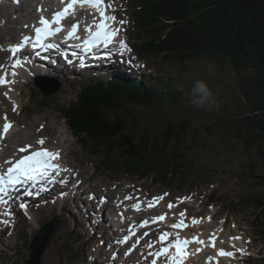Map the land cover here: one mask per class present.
<instances>
[{"label": "rangeland", "instance_id": "obj_1", "mask_svg": "<svg viewBox=\"0 0 264 264\" xmlns=\"http://www.w3.org/2000/svg\"><path fill=\"white\" fill-rule=\"evenodd\" d=\"M120 1L123 2V6L117 8L115 14L126 22L124 24L125 31H123L121 35H123V41H128L127 38L129 39L128 44L131 52H125V55L132 59V64L129 66L130 69L126 71L127 77L123 76V78H128L133 81H137L141 78L142 84H145V82L153 84L154 80H158L162 82V84L171 82L175 90L181 94L179 97H174L176 98L175 104L169 101L150 110H138L136 108L125 110L126 120L128 124H130L129 127H135L138 134H144L147 131L159 133L169 124L182 126L181 123L185 122L183 127L188 135L193 137L195 135L197 136V139L195 138L197 141L193 142L192 146L196 150L198 158L200 157L204 169L202 170L200 168L203 178H200L196 183H191L188 180L185 182L182 181L183 184H186L182 190L179 189L181 185H178L176 181H179V177H183L184 175H177L176 183L173 182L174 184L172 183L173 185L170 187H151L149 184L150 182L145 180L137 182L136 187L137 185L144 186L145 189L155 193L159 190H170L172 192V197L176 194L183 195L177 196L175 199L185 197L184 195L187 193L193 198L191 202L193 213H197V215L204 217L205 212V218L208 216H215L218 224L223 223L226 215L228 227H225V233L230 235H241L244 238L243 243L247 248H250L252 245L253 256H256L255 259L264 256V235H262L264 213L249 207L253 202L252 198L259 196L264 197V181H262V184L258 185V182L261 180L253 178L251 173L257 172V174L264 175V167L260 164V157L255 153V147L252 150H247L243 140L237 136V130L239 128L238 121L249 116L250 112L240 92L236 88L237 80L234 77V73L223 60L208 55L198 59H184L185 61L173 62L171 58L165 59L164 54L156 55L148 52L147 54H149V56L141 57L143 60L138 59L130 46L132 42H135L136 49L139 52H145L139 44L143 41V34L138 32V35H136V28L132 29L133 23L136 24V22L138 23L139 20H141L139 15L143 14V11L146 9H144V0ZM13 17L16 18L15 15ZM0 22L2 23V20H0ZM11 30L12 32L16 31L15 29ZM132 30L134 31V35ZM0 36H2V34H0ZM132 36L133 39H131ZM3 45L6 46L5 43H3ZM6 48L7 46L5 50ZM5 50L3 55L4 62L7 61ZM120 59L121 58H118V60H116L118 64L115 65L125 62L124 58ZM209 63H214L215 65L212 72L208 71ZM58 70L59 68H56L51 71L53 75L50 78L53 79L54 82L50 83L51 87L49 88L51 90L59 85V89L57 92L53 91L50 95H44L40 90L34 87L33 82L35 76L31 79L33 81H26L29 85L27 87H22L23 89L17 86L18 83L15 82V79L12 77L8 79L14 81L16 84H10L16 90V99L14 102L11 101L9 95L5 96V93L8 91L6 88L0 90L5 91L4 95H2V93L0 94V123L5 120V116L8 117L9 121L13 122V130L9 135H13V137H11L16 144H13L12 147L16 150L14 146H16L17 143H19L21 147L24 141L31 143V141L25 140L24 138H28V133L33 134L34 132L28 129L27 125L33 121H41L47 114V117L51 119V124L54 123L55 125L57 123L59 126L57 131H55L57 133L54 134L50 128H47L43 133L42 126H40L38 128L39 130H35L38 137H32V140L37 139V141H39L40 138H43L50 143L52 140L51 138L57 136L60 138H58L59 140L65 139V143L61 145L53 144V146H57L56 148L61 147V150L65 149L69 152L67 161L71 162L72 166L76 165L81 173L82 170L79 168V164L75 162L70 155V151L76 154L77 158L81 160V166L85 170L84 173H81V176L84 178V181L89 178V182L88 180L87 182L90 183L92 187L96 186V184L103 186L105 182L113 179L119 182L128 179L132 182L133 180L124 176H118V178L111 177V175L106 172L105 168H103L104 165L108 163L103 158V155L86 149L82 137L79 143L75 133L72 132L67 126V123L63 120L64 116L58 112V109L76 104L77 99L75 96L77 87L80 84L77 83V81L80 80L81 82L83 80L73 76V81H70L73 84L69 86L64 80V76H61L63 72L59 73V76L54 75L58 74ZM67 71L75 72V69ZM66 74L69 75L70 73ZM25 75L26 72L24 74L21 72H13V77L25 78ZM116 75L120 76L119 74ZM97 77L99 76H95V78ZM197 80H202L208 85L219 105L218 108L209 111L203 108H196L192 105L191 90ZM151 86L152 85H150V88L152 89ZM20 109H22V112ZM54 121H56V123ZM18 130H21L24 134H19V137L13 134L16 131L18 132ZM62 133L63 135H61ZM20 137L24 139L21 143L17 142V140H21ZM86 141L88 142V140ZM106 158L108 160L110 156H106ZM149 161L150 160L144 161V165L146 166H144V168L148 169V165H152L151 167H156V172L153 173V175L157 173L162 177H167L168 180H171L176 174L185 171L182 168L188 166L184 163V166L181 164L178 165L182 162L170 160L160 169L161 166L151 164ZM116 164L120 169V162H116ZM251 168L256 169V172L252 171ZM174 170L175 173H170ZM120 184L122 185L124 182H120ZM113 187L114 186H110L111 189ZM121 191V189L117 190L118 193ZM70 195L71 194H69V196ZM69 200H71V197H69ZM69 200H65L64 198L65 207L63 208H65V211L62 210V208H60L59 211L58 207H47L35 213L34 216H30L29 220H24L20 217L15 231L13 228L4 231L3 228L0 227V264H25L24 258H28V248L30 246L29 244H31V240L34 239V235L40 228L48 224L46 221L53 216L58 217V223L52 222L48 224L44 234L36 241L38 246L34 245L30 248L31 254L38 252L44 244L48 243L47 235L53 232L50 237L51 244L43 251L40 264H88V261H92L94 257H91V254H89V249H87L89 246H86V244L81 246L79 241L77 244L73 243L79 236V234L75 236L74 224L76 228H80L82 225H79L80 218L74 215L76 210ZM231 200L234 203L233 205L229 203ZM211 201L212 203H210ZM147 203L151 202L146 200L144 207L152 211L155 205L152 204L153 206L149 208L146 205ZM222 205L223 207L221 208ZM190 210L191 208L187 209V211ZM131 211L133 212L135 210ZM153 212H155V210ZM135 214H137V217L140 215L137 211L134 214H129L128 217L135 218ZM33 218L35 221H38V224L33 222ZM87 218L90 217H81L89 227ZM203 220H206L208 223L204 224ZM203 220L200 224V228L198 226L193 227L195 232L203 233V231L211 229V226H209L210 219L207 218ZM63 222L66 223L67 227H65ZM77 230L80 235H83V230L81 228ZM246 238L247 243H245ZM93 242L97 243L98 241L94 240ZM257 253L259 255H257ZM33 258L36 257L33 256Z\"/></svg>", "mask_w": 264, "mask_h": 264}, {"label": "trees", "instance_id": "obj_2", "mask_svg": "<svg viewBox=\"0 0 264 264\" xmlns=\"http://www.w3.org/2000/svg\"><path fill=\"white\" fill-rule=\"evenodd\" d=\"M143 2L146 9L135 28L136 35L143 34L139 44L145 52H139L134 42L136 52L142 57L149 56L148 52L164 54L173 62L207 55L223 60L234 73L236 88L250 112L238 121L237 136L247 150L255 147L264 167V0ZM151 87L114 79L85 81L77 90L76 104L62 108L61 114L79 143L82 137L86 149L103 155L107 170L129 173L138 180L149 179L153 187H170L176 182L182 185L186 180L196 182L203 178L200 168L204 169L192 146L197 136L188 135L185 122L182 126L169 124L159 133L138 134L135 127H129L125 110H150L169 101L175 104L174 97L181 95L171 82L162 84L157 80ZM106 156L110 158L107 160ZM148 160L160 169L170 160L188 166L168 180L157 173L153 175L156 167L152 165L145 169L144 161ZM116 162H120V169ZM251 173L261 180L258 185L263 183V174ZM177 175L184 176H178L180 180L176 181ZM252 199L249 207L264 213V197ZM229 203L234 204L232 200ZM262 229L264 234V223ZM260 264H264V259Z\"/></svg>", "mask_w": 264, "mask_h": 264}, {"label": "snow or ice", "instance_id": "obj_3", "mask_svg": "<svg viewBox=\"0 0 264 264\" xmlns=\"http://www.w3.org/2000/svg\"><path fill=\"white\" fill-rule=\"evenodd\" d=\"M76 4H87L90 7L95 8L99 13V22L94 24L95 31H93L91 27L88 28L89 37L84 41L85 51H91L93 47H103L104 49H108L109 46L113 44L114 38L120 32V28L114 27L113 25L119 24L122 26L126 22L124 20L118 21L116 16L114 15H107L104 0H70L67 7L64 8L63 11L55 13L54 17L51 20L42 17L39 21L41 26L35 28V39L32 41V46L34 48L37 46L45 48L55 47L54 44H46L44 43V41L47 40L49 36H53L57 32L61 31V28H53L52 26L60 25L61 20L68 15L70 10H74V5ZM76 30L77 26L72 25V31L68 33L69 38L73 36ZM31 39V37L25 36L23 38V44H17L10 49L12 54H17L24 46V44H27ZM119 51L120 54L123 55L125 52H131V49L128 47L125 41L121 40L119 42ZM110 55V52H106L104 54V57L102 58L106 59ZM69 63H71V61H69ZM80 63L81 66H84L83 59H81ZM18 65L19 61H17V66ZM11 83H14V81L8 80L6 76L0 77V85H8ZM5 95H7V93H5ZM4 119L6 122L3 125V133L6 135L10 131L12 125L10 122H8L7 116H5ZM37 143L43 146L44 140L40 139L39 141H37ZM31 147V145L27 146V148L22 147L20 151L27 152ZM59 155L60 154L58 152H52L43 147H41L39 150L32 151L30 155H23V157L17 159L11 167H8L6 174L0 175V185H16L22 182L27 183L29 181L35 183L38 178H47L50 177L53 173L59 174V172L61 171L60 165L52 162L54 160H57L59 158ZM6 163L12 162L6 161ZM6 190L7 189L5 187L0 186V192H6ZM0 202L3 201L0 200ZM152 206V204H149V207ZM20 207H24V205L21 204ZM134 207L137 211L140 210L139 205H135ZM168 207L169 209H171L173 205L170 203ZM179 215L181 217H184L185 212H181ZM165 218V215H160L158 217H155L154 221H164ZM5 223H7V221H5ZM196 223L197 220L193 219L192 224ZM147 224L148 221H145L141 226L144 227ZM187 226L188 225L185 223V221L181 219L179 222L172 224L171 228L174 230H182ZM145 235H147V233H145ZM158 239L161 246L156 253L152 254L155 256V259L152 260V264H158V261L161 257L165 258V264H184L185 259L189 255L188 246L190 244H204L203 240L195 236L191 240L187 238L181 239L179 233H177L175 239H171V233L167 231L163 232ZM232 239H240V237H232ZM210 243L212 247H215L216 240L214 237L210 240ZM149 246L151 247V245ZM200 250L201 249H197V251ZM218 255L231 258L235 256V253L232 251L220 249ZM211 260L212 258L210 257L209 264H211Z\"/></svg>", "mask_w": 264, "mask_h": 264}, {"label": "bare ground", "instance_id": "obj_4", "mask_svg": "<svg viewBox=\"0 0 264 264\" xmlns=\"http://www.w3.org/2000/svg\"><path fill=\"white\" fill-rule=\"evenodd\" d=\"M33 0H26L25 2H24V4H26V5H28L30 8H33V5H31V2H32ZM57 1L58 0H54V3H57ZM4 3L6 2H9L8 0H5V1H3ZM54 5H56V4H54ZM14 7H16V8H12V9H14L17 13H20V12H25V10H26V12H28V9H26V7L24 6V5H22V6H20V7H18V6H14ZM37 7H39V5L37 4L36 5V7H34V8H37ZM4 9L5 8H1L0 9V15L2 14V13H4ZM84 11H87V13H83V22H84V28H83V30L84 31H86V29H87V27L91 24V22H92V20H93V18H94V12H93V9L92 8H90V7H83L82 8ZM89 11V12H88ZM16 14V13H15ZM23 15H24V13H23ZM4 17V16H3ZM78 17H80V14L78 15ZM5 20H6V23L4 24V25H1V23H0V34H2V36H0V44L2 43V41L3 42H14V41H12L13 40V38L17 35V33H16V31H14V32H12V30L11 29H14V27H10L8 24L9 23H11L12 22V16H10L9 14L8 15H6L5 17ZM0 19H1V17H0ZM27 18H26V16H23L22 17V21H21V25H25L26 24V20ZM33 20V15H31L30 16V20L29 21H32ZM13 34H15V35H13ZM12 43H10L9 45H11ZM2 48H3V45L1 46ZM118 58H121V59H123V57L121 56V55H118L116 58H115V60H118ZM120 59V60H121ZM0 60H3V52H1L0 51ZM1 62V61H0ZM43 66H44V69H46V70H49V71H52V70H55L56 68H59V70L57 71V73L58 74H54V75H58L59 76V73H61V72H63V76H64V80L67 82V84L69 85V86H71L73 83H71L70 81H73V79H72V77H70L72 74H74L75 72H70V71H67V70H71V69H75V68H73V67H69V68H64V67H61L62 65H61V62L59 61V60H57V61H55L54 63H51V64H49V65H46V64H43ZM18 68V67H17ZM17 68H14L13 69V72L15 71V72H21L22 74H24L25 72H27V73H29V74H33V75H36V79H35V84L37 85V87H39V88H41V89H45L44 87H46V86H49V87H51V85H50V83H52V82H54V80L53 79H51V78H49V77H44V76H41L40 75V73H35V72H33L32 70H28V67H26V68H23V69H17ZM28 70V71H27ZM85 71H81V72H78V74H81V75H79V76H87L88 75V73H84ZM93 72V74L94 75H97V74H100L96 69H93V70H90L89 71V73H92ZM66 73H70L69 75H67ZM112 73V71H107V74H111ZM78 76V75H77ZM105 76V75H104ZM13 79H15V82L16 83H18V85L17 86H20L21 88L22 87H27L28 85H29V83L28 82H26V83H24V81H19L18 80V77H13V74H12V76H11ZM34 77V76H33ZM107 80V77L105 76V81ZM85 81H82V82H80V84L78 85V87L77 88H79L83 83H84ZM64 86V85H63ZM3 88H6L8 91H7V95H9L10 96V99H11V101L12 102H14L15 101V97H16V94H15V92H16V90L12 87V85H10V84H8V85H4V86H0V90L1 89H3ZM58 89H59V85H57L55 88H53V89H51L52 91H55V92H57L58 91ZM8 98V97H7ZM77 98V97H76ZM9 99V100H10ZM20 101V100H19ZM18 102V101H17ZM20 104V103H19ZM15 107H17V106H15ZM18 108V107H17ZM3 112V111H2ZM50 115V114H49ZM53 119H56V118H53ZM63 120H64V118H63ZM40 121V120H39ZM36 122V121H33L32 123H29V125H27V127H28V129H30V130H33L34 132H33V134L32 133H28L27 135H28V138L27 137H24L25 138V140H29V141H31L32 140V137H35V136H37L36 135V132H35V130L36 129H38L40 126H42V132L44 133L45 132V130L47 129V128H50L51 129V131L55 134V133H57V132H55V131H57V129L59 128V126L57 125V123H56V121H54L56 124L54 125V123L53 124H51V119L50 118H48L47 117V114L44 116V118H42L41 119V121L40 122ZM6 122V121H5ZM5 122H3V123H5ZM9 122V121H8ZM27 124V123H26ZM13 125L14 124H12V127H11V129H10V131L6 134V135H2V134H0V141L2 142H0L1 144H0V163H3V162H5L7 159L9 160L10 158H13L15 155H16V153H18L19 152V154H21V152H20V150H18L17 148H21V145H19V143H17V145L16 146H14V147H16V150H14L15 148H13L12 147V145L13 144H16V142H14L13 141V139H12V137H13V135H9L11 132H12V130H13ZM26 126V125H25ZM23 129V128H22ZM39 130V129H38ZM54 130V131H53ZM0 132H1V130H0ZM24 132V131H23ZM61 132V131H60ZM22 133V131L20 130H18V132L16 131L15 133H13V134H16V136L17 137H19L18 135L19 134H21ZM22 134H24V133H22ZM60 134V133H59ZM9 135V136H8ZM61 135H63V133L61 134ZM60 135V136H61ZM12 136V137H11ZM21 136V135H20ZM23 137V136H22ZM22 137H20L21 138V140H17V142H20L21 143V141L22 140H24ZM38 137V136H37ZM59 137L57 136V137H54V138H51L52 140H51V142L49 143L51 146H53V144L54 145H61V144H63V143H65L66 142V140L65 139H62V140H59L58 139ZM41 139H43V138H41ZM44 140V144H43V146H41V147H45L46 149H48V150H50V151H53L54 150V148H51L50 146H49V144H48V142H47V140L46 139H43ZM36 141H37V139H36ZM27 144H29V142H27V141H24L23 142V146L22 147H25V146H27ZM63 147V146H62ZM61 147H58V148H56V149H60ZM56 151H58V150H56ZM60 154L62 155V156H64V154H68L69 155V152H67L65 149L64 150H61V152H60ZM70 155L72 156V158L74 159V161L75 162H77L79 165V168H81V173H84L85 172V170L83 169V167L81 166V160H79L78 158H77V156H76V154L74 153V152H72V151H70ZM69 164H70V168L71 169H73V170H75L77 167H76V165L75 166H72L71 165V162H69ZM74 164V163H73ZM81 173L79 172L78 173V175L79 176H81ZM92 176V175H91ZM89 179V178H88ZM88 179H86V181L85 182H87V180ZM89 181V180H88ZM89 187H91V185H89V186H87L86 187V189H88ZM100 187V186H99ZM102 188H104V185L102 186ZM85 189V190H86ZM105 189L106 190H108V191H111V194H114V193H116V190H113L112 191V189L110 188V186H109V188L106 186L105 187ZM82 194H84L83 192H82ZM123 195H125V194H123ZM69 197H71V195L69 196V194H67L66 196H65V200H69ZM123 197H125V196H123ZM63 207H65V202H64V205L61 207L62 208V210H64L65 211V208H63ZM113 207H115L116 208V206L115 205H113ZM149 208H151V207H149ZM117 211V210H116ZM151 211V210H150ZM134 213L135 212H137V210H135V211H133ZM130 209H128V207H127V212H126V214H127V216H129V214H134ZM139 213V212H138ZM136 216H135V218L137 217V214H135ZM209 221V220H208ZM34 222L36 223V224H38V221H35L34 220ZM64 224H65V227H67V225H66V223L65 222H63ZM199 223V222H198ZM203 223L204 224H207L208 222L206 221V220H203ZM79 225H81L80 223H79ZM78 225V226H79ZM80 227V226H79ZM197 227V226H196ZM199 228H200V226H199ZM51 244V243H50ZM202 252H204V251H202ZM212 252L211 251H206V255H209V254H211ZM254 262L256 263V264H260L261 262H262V260H261V258H258V259H255L254 260Z\"/></svg>", "mask_w": 264, "mask_h": 264}, {"label": "clouds", "instance_id": "obj_5", "mask_svg": "<svg viewBox=\"0 0 264 264\" xmlns=\"http://www.w3.org/2000/svg\"><path fill=\"white\" fill-rule=\"evenodd\" d=\"M214 67V63H209L208 71L212 72ZM191 103L196 108H203L209 111L218 108L219 106L214 98V94L209 89L208 85L202 80H197L194 83L191 90Z\"/></svg>", "mask_w": 264, "mask_h": 264}, {"label": "water", "instance_id": "obj_6", "mask_svg": "<svg viewBox=\"0 0 264 264\" xmlns=\"http://www.w3.org/2000/svg\"><path fill=\"white\" fill-rule=\"evenodd\" d=\"M43 90V89H42ZM43 92L45 93V94H52L53 93V91H45V90H43ZM55 92V91H54ZM54 222H56L57 223V220L56 219H54L53 220ZM48 224H51L52 223V221H49V222H47ZM48 224H46V225H44L35 235H34V239L33 240H31V244H29L30 246H29V248H28V251H29V254H28V258H26V259H24V263L25 264H40V259H41V255H42V253H43V251L45 250V248L50 244V237L52 236V234H53V232H50L47 236H48V243H46V244H44V246H42V248L38 251V252H36V253H33V254H31V252H30V248L31 247H33L34 245L35 246H38V243H36V241L39 239V237H41L43 234H44V232H45V230L47 229V226H48ZM33 256H35L36 258H33Z\"/></svg>", "mask_w": 264, "mask_h": 264}]
</instances>
